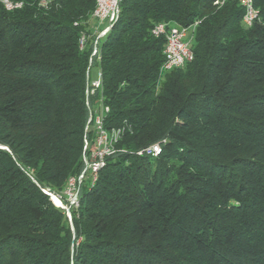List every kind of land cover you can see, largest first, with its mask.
<instances>
[{
  "label": "trees",
  "instance_id": "1",
  "mask_svg": "<svg viewBox=\"0 0 264 264\" xmlns=\"http://www.w3.org/2000/svg\"><path fill=\"white\" fill-rule=\"evenodd\" d=\"M15 1L0 2V264H264V0L251 27L238 1L120 0L93 58L96 0ZM159 23L196 24L191 61L164 73ZM104 108L116 153L72 231L49 194L84 169Z\"/></svg>",
  "mask_w": 264,
  "mask_h": 264
},
{
  "label": "built area",
  "instance_id": "2",
  "mask_svg": "<svg viewBox=\"0 0 264 264\" xmlns=\"http://www.w3.org/2000/svg\"><path fill=\"white\" fill-rule=\"evenodd\" d=\"M227 0H221L216 2V4L222 5ZM238 1L241 6H244V0H232ZM120 0H103V5L101 8L97 9V11L92 13L91 18L98 21L99 23H104L106 28L99 32V34L95 37L93 41V48L91 52V58L97 56V42L102 36L105 34V30L113 21V17L116 15L118 11V5ZM8 7H17V10L21 9L19 2L15 1ZM7 7V11H8ZM258 18L257 13L254 15H247L244 20H248V27H251L254 21ZM171 30H178V37H171ZM168 33H161V23L154 26L152 29V35L154 37H164L165 38V49L163 52L164 61L161 66V72L164 73L168 67L175 64H183L187 62V52L191 48L192 42L190 38H186V30L188 27L180 26V29H171ZM86 43L85 37H82L80 40V47L82 48ZM91 64V60H90ZM90 87L97 89L100 87V73H98V79L94 82H90ZM92 92V91H91ZM108 113V108H104L103 111L95 116L94 119V129H95V137L93 139L92 148L88 140H85L86 152H83V162L84 169L77 176L73 177L70 181V186L67 191L62 193V197L53 198V200H57L59 204H54L60 209L66 210L65 207L60 204L61 199L65 200L69 206L72 205L74 201V196L77 195L78 192H81V189L85 186H89V183L95 180V175L97 171V167L100 162H106L107 159L112 157L116 151L114 149V144H107L103 141V132H107L103 128V117L104 114ZM92 118L89 119L86 131H88L89 124ZM160 147L159 144H154L148 147V149H143L142 151H151L152 156H156V148ZM51 197V194H49Z\"/></svg>",
  "mask_w": 264,
  "mask_h": 264
},
{
  "label": "bare ground",
  "instance_id": "3",
  "mask_svg": "<svg viewBox=\"0 0 264 264\" xmlns=\"http://www.w3.org/2000/svg\"><path fill=\"white\" fill-rule=\"evenodd\" d=\"M0 2L2 3V5L4 6V8H5V10L7 11V7L9 6V5H11L13 2H15V0H0ZM18 2V1H17ZM19 5L21 6V8L23 7V4H22V2H19ZM102 5H103V0H96V8H95V11H97V9H99V8H101L102 7ZM244 8H245V16H244V18L245 17H247V15H254L255 13H257V11L254 9V7H253V2H252V0H244ZM14 10H17V7H8V12L9 11H14ZM94 11V12H95ZM119 12H120V10H119V5H118V11L116 12V15L113 17V21L110 23V24H108V27H107V29L105 30V34L110 30V28L112 27V25L116 22V20L118 19V17H119ZM243 21H244V24L246 25V26H248V20H244L243 19ZM165 28H164V26L163 25H161V33H166L165 32ZM189 32H188V30H186V38H188V36H189V34H188ZM105 34L102 36V38L105 36ZM171 37H178V30H172L171 31ZM101 38V39H102ZM100 40V39H99ZM98 40V41H99ZM97 44H98V42H97ZM191 59H192V50H191V48L188 50V52H187V62H184L183 64H175V65H171V67H168V69H166V70H168V71H171V70H175V69H179V68H181V67H183L186 63H188V62H190L191 61ZM106 134V133H105ZM105 134L103 133V141L104 142H107L106 141V136H105ZM109 143V142H108ZM146 149H148V148H146ZM143 153L144 154H146L147 156H152V153H151V151H143ZM161 154V147H157L156 148V156H159ZM152 157H155V156H152ZM102 167H104V162H100L99 163V166L97 167V171H96V174H97V172H99V170L102 168ZM95 180H96V175H95ZM94 180V181H95ZM71 181V180H70ZM93 181V182H94ZM69 184V186H70V182L68 183ZM69 189V188H68ZM79 193V192H78ZM78 193H77V195H75L74 196V201L72 202V205L71 206H74V207H76V206H78Z\"/></svg>",
  "mask_w": 264,
  "mask_h": 264
},
{
  "label": "rangeland",
  "instance_id": "4",
  "mask_svg": "<svg viewBox=\"0 0 264 264\" xmlns=\"http://www.w3.org/2000/svg\"><path fill=\"white\" fill-rule=\"evenodd\" d=\"M195 27H196V24H193L191 26H188L189 31H190L189 35H190L191 42H193V40H194L193 37H194ZM105 28H106V25L104 23H99L98 21H96V20H94L92 18H90L88 20V22H87V29L91 30L90 31V33L92 34L91 37L94 36V39L99 34V32L103 31ZM90 39H92V38H90ZM97 74H98V65L96 63H94L91 66L90 72H89V78H90V80L93 81V80L98 79V75ZM52 196H53V198L54 197L57 198V196L58 197H62V195H60V193H57V194L51 195V197H50V199H51V201H52L53 204H54V202L56 204H59V202L57 200H53ZM60 204H62V206L65 207V209H66V210H63V209H61V210H63L65 212L66 218H67L68 223H69V226H70L71 210H75V209L73 207H70L65 200H62L61 199ZM54 206L57 207L55 204H54ZM70 228H71V226H70ZM71 230H72V228H71Z\"/></svg>",
  "mask_w": 264,
  "mask_h": 264
},
{
  "label": "water",
  "instance_id": "5",
  "mask_svg": "<svg viewBox=\"0 0 264 264\" xmlns=\"http://www.w3.org/2000/svg\"><path fill=\"white\" fill-rule=\"evenodd\" d=\"M70 226H71V228H72V231H73V225H72V222L70 221Z\"/></svg>",
  "mask_w": 264,
  "mask_h": 264
},
{
  "label": "crops",
  "instance_id": "6",
  "mask_svg": "<svg viewBox=\"0 0 264 264\" xmlns=\"http://www.w3.org/2000/svg\"><path fill=\"white\" fill-rule=\"evenodd\" d=\"M91 31V30H90ZM98 73H99V67H98ZM98 75V74H97ZM97 80V79H96ZM96 80H93L92 82L96 81Z\"/></svg>",
  "mask_w": 264,
  "mask_h": 264
}]
</instances>
